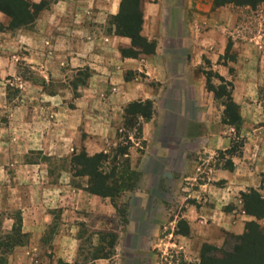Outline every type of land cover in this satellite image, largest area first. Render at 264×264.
Listing matches in <instances>:
<instances>
[{
    "label": "crops",
    "instance_id": "0c3cea01",
    "mask_svg": "<svg viewBox=\"0 0 264 264\" xmlns=\"http://www.w3.org/2000/svg\"><path fill=\"white\" fill-rule=\"evenodd\" d=\"M28 1L46 3L29 27L7 29L10 17L0 11V233L19 223L26 239L4 264H21L28 245L41 256L36 264H150L148 245H165L159 230L178 218L166 215L160 194L150 217L155 189L181 192L175 198L185 206L179 218L188 233L168 232L170 244L195 255L202 243L220 244L223 232L241 233L254 219L241 192L264 193V6L142 0L146 49L115 33L122 0ZM12 78L20 81L10 101ZM208 78L215 87L230 83L237 128L223 121L225 105ZM146 101L151 115H137L135 136L126 108ZM123 136L138 179L122 193L126 219L115 225L108 219L118 204L90 193L71 159L82 150L108 154ZM144 222L155 223L147 234ZM104 231L116 236L107 256Z\"/></svg>",
    "mask_w": 264,
    "mask_h": 264
},
{
    "label": "trees",
    "instance_id": "16d2710c",
    "mask_svg": "<svg viewBox=\"0 0 264 264\" xmlns=\"http://www.w3.org/2000/svg\"><path fill=\"white\" fill-rule=\"evenodd\" d=\"M216 2H233L237 5H250L255 8L259 3H264V0H216ZM45 5V1L33 3L28 0H0V11L10 17V24L7 29H16L31 25ZM112 23L115 27V33L130 37L134 47L146 49L150 47V43L140 34L142 0H122L120 10L113 18ZM4 28L6 27L0 23V30ZM122 54L136 56L137 51L124 50ZM207 83L208 88L214 91L216 97L226 96V100L223 101L225 105L223 121L237 128L241 123V117L237 105L232 101L230 90H227L230 83L226 82L215 87L210 83V78H208ZM151 107L150 101L130 103L126 108V116L141 115L144 118H149L152 111ZM232 151L233 147L228 150V153ZM121 152L122 154L126 153V149L121 150ZM108 157L107 153L88 155L86 151L82 150L72 156L71 167L73 175L88 176L86 189L90 193L110 197L114 200L122 192L134 188L138 173L131 169L128 164L124 171L118 175L115 166L109 168L104 164ZM227 165L228 167L232 166L230 161ZM241 197L243 211L254 217L253 220L245 223L244 232L232 234L233 241L226 242L224 247L204 243L199 261L188 264H264V229L260 227L258 222L264 218V193L258 189L250 188L241 192ZM186 227L185 231L180 233H188V226L186 225ZM23 238L20 224L17 223L14 225L12 233L5 234L0 238V243H4L10 248L22 244ZM102 239L105 242L104 236ZM115 241V235L111 234L110 241L105 242V245L100 247L101 253L105 256L110 254ZM106 245H108V249L105 248Z\"/></svg>",
    "mask_w": 264,
    "mask_h": 264
},
{
    "label": "rangeland",
    "instance_id": "374dc122",
    "mask_svg": "<svg viewBox=\"0 0 264 264\" xmlns=\"http://www.w3.org/2000/svg\"><path fill=\"white\" fill-rule=\"evenodd\" d=\"M264 6V3H259L255 8H259L260 6ZM258 10V9H257ZM30 26V25H29ZM29 26H25V27H29ZM5 27V26H4ZM22 28V27H20ZM22 74L23 72H25V68H22L20 71ZM26 76V74H24ZM20 80H18L17 78H12L8 81H6V88L8 91V98H10L9 100L12 101V99H14L16 97V89H17V82H19ZM16 88V89H15ZM227 90H230V86L227 87ZM259 101L261 103V107H260V115H261V124L264 125V81L262 83V85L259 88ZM222 101L226 100V96H222L221 97ZM125 125H126V129L127 131H132L134 132V135H138L137 134V116L136 115H127L126 116V120H125ZM127 131L125 133H127ZM122 142H120L119 144H117L116 146L112 147V149H110V151L108 152V158L107 161L104 162V164L106 166H108L109 168H111L112 166H115L117 168V174L119 175L120 173H122L124 171V168L129 164L128 159H126L124 157V155L122 154L121 150L128 149L129 143L130 141H128V139L126 137L123 136L122 138ZM127 140V141H126ZM127 174V173H125ZM138 179V178H137ZM136 183L137 180L134 183V187H136ZM155 187V185H154ZM150 191V190H149ZM124 193V192H122ZM122 193L118 196L114 198V201H116L117 205V217L115 218H109L108 220H110L111 222H113L115 225H119V223L121 224V222L126 219V210L125 208L120 204L121 200H122ZM181 192L178 193H174L171 190H167L165 192H161L158 191L157 189L150 191L149 192V201L151 202V204H153L152 206L149 207V215L150 217H152L153 215H155V213L157 211H159L161 209V207H157L155 205V200L154 198H156V196L158 194L160 195H164L166 201H165V206H164V210L166 211V215H169V217H172L174 215H178V218H176V221L173 223H168L165 222L160 230H159V235H162V239H164L165 241V245H161L160 247H152L151 243L148 245V243H146L145 241L140 242L139 240V245L142 243V246L148 245L150 248V252L148 255V259L150 261V264H188L189 262H198L200 259V252L202 249V245L204 243H202L200 245L199 250L197 251V253L195 252V255L193 252L188 253L186 251H184L183 249H181L180 247H178V245H173L170 244L169 241H174L175 236L172 235L171 237L168 235V232H183L185 231V229L187 228L186 225L188 226L187 222L185 219L183 218H179V216L182 215L185 206L183 203V199L180 198V196H176L177 194H180ZM154 197V198H153ZM242 198V197H241ZM174 201V203H173ZM120 204V205H119ZM243 204V203H242ZM243 209V208H242ZM133 217H139V213L134 212L132 213ZM260 224V227L262 229H264V218L258 221ZM155 225V223H151V222H144L142 223L141 229L147 233L150 232V230L152 229V227ZM245 230V226L244 229L241 233L242 234ZM3 232V231H1ZM111 234H114L112 231H104V239L105 242H109L110 238H111ZM182 234V233H181ZM232 234H236L234 232L228 231V232H223L222 234V241L220 244H215V243H209L211 245H215L217 247H224V245L226 244V242L229 241H233L231 238ZM5 234L0 233V238L3 237ZM116 237V236H115ZM23 243L22 244H26V239L23 238ZM28 242V241H27ZM135 242L132 240V243ZM10 243V242H8ZM154 246V245H153ZM228 246V244H227ZM226 246V247H227ZM88 243H86L83 246V249L86 252H90L89 248H88ZM15 246L8 248L7 245H5L4 243H0V264H4L7 262V259L9 257V255L14 251ZM106 249H108V245H106L105 247ZM30 251V254H27L26 252ZM103 251V250H102ZM37 250L34 249L31 246H27L25 248V250L23 251V255L20 256V258L22 259L21 264H29V262H33L36 263L38 260H40L41 256L40 254H37ZM20 259V260H21ZM41 263V261H40Z\"/></svg>",
    "mask_w": 264,
    "mask_h": 264
},
{
    "label": "built area",
    "instance_id": "2783aa9c",
    "mask_svg": "<svg viewBox=\"0 0 264 264\" xmlns=\"http://www.w3.org/2000/svg\"><path fill=\"white\" fill-rule=\"evenodd\" d=\"M26 253H27V254H30L31 252H30V251H27ZM25 264H27V263H25ZM29 264H36V263L29 262Z\"/></svg>",
    "mask_w": 264,
    "mask_h": 264
}]
</instances>
